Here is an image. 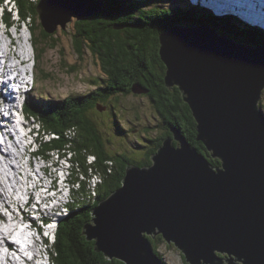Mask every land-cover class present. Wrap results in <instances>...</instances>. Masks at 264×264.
<instances>
[{
	"label": "water",
	"instance_id": "obj_1",
	"mask_svg": "<svg viewBox=\"0 0 264 264\" xmlns=\"http://www.w3.org/2000/svg\"><path fill=\"white\" fill-rule=\"evenodd\" d=\"M56 2L35 9L48 35L101 11ZM158 54L166 88H178L196 140L220 165L171 128L150 165H126L120 188L92 209L82 234L124 264H162L149 240L156 236L188 264H264V48L203 24L161 34ZM131 92L148 93L140 85Z\"/></svg>",
	"mask_w": 264,
	"mask_h": 264
},
{
	"label": "trees",
	"instance_id": "obj_2",
	"mask_svg": "<svg viewBox=\"0 0 264 264\" xmlns=\"http://www.w3.org/2000/svg\"><path fill=\"white\" fill-rule=\"evenodd\" d=\"M102 1L104 4L100 12L74 22L71 40L78 57L84 49H87L98 61L101 71L106 76L105 85L99 87L93 83L96 90L90 94L70 97L62 103L47 105L48 112L43 109L46 106L36 109L28 102L23 107L26 115L35 116L40 121L44 131L57 134L56 139L40 141V153L46 155L57 150L61 155L64 154L72 170L69 182L72 187V198L76 199V203L74 202V206L71 207L69 215L59 221L57 230L53 234L54 241L48 244L53 264H124L118 260H109L102 253L95 252V241H87L82 234L84 225L91 222L92 209L121 186L125 164L130 161L124 153L116 155L106 153L105 144L108 141H105L95 123L88 117L90 110L94 109L97 102H104L116 95L128 96L131 94L133 85H141L148 90L146 97L149 98L154 111L161 119L160 122L166 125L165 129L168 132L160 139L159 135L149 142L144 141L151 148L147 152L148 158L157 151L163 140L170 136V128H176L193 148L208 159L212 166L220 165L218 160L211 158L203 144L196 140V123L188 106L183 102L178 88L168 89L164 84L165 67L159 58L158 49L159 36L169 28L166 25L170 22L171 26L196 27L203 23L211 25L212 22L218 23L221 20L227 22L230 27L223 33L226 37L233 39L236 43H243L242 37H246L249 41L246 40L248 43H244L253 47L257 45L264 47V42L259 41L260 39L264 41V32L261 30L249 27L233 17H215L203 8L188 5L187 8H180L177 13L160 15L164 9L151 7L150 2L162 0ZM16 5L21 18L24 19L30 14L34 17V21L37 19L36 3L30 0H16ZM4 20L8 25L13 24L9 14H6ZM33 24L32 35L37 27H40L39 24L34 22ZM40 36L38 41L41 44L50 38V35L43 30L40 31ZM251 39H256V43ZM32 42L36 58L39 60L43 52L37 50V40L34 35ZM51 47L55 45L52 44ZM259 105L261 106V103ZM115 115L114 117H117ZM115 127L121 132L119 135L124 134L119 122ZM69 136L73 137L69 138ZM86 155L95 157L87 162ZM143 164L148 166L151 163L148 161ZM79 172L88 180L94 175L88 189L89 197L92 198L96 196V188H98V196L94 204H83L87 185H84L81 178L79 182L82 190L73 191ZM97 176L100 177V181L93 183V179ZM50 238L51 235H46L45 242L48 243ZM149 239L154 252L159 255L158 248L163 243L162 238L157 236L155 239ZM162 264L166 263L162 260Z\"/></svg>",
	"mask_w": 264,
	"mask_h": 264
},
{
	"label": "rangeland",
	"instance_id": "obj_3",
	"mask_svg": "<svg viewBox=\"0 0 264 264\" xmlns=\"http://www.w3.org/2000/svg\"><path fill=\"white\" fill-rule=\"evenodd\" d=\"M53 1L54 4H56L57 3L56 1H58L60 4H64L68 7H71L72 9L74 8L84 9L86 7L92 9V8H98L102 4L101 2L102 0H56V1L53 0ZM150 4L151 7L164 9V11L160 12V15H164L165 13L166 14L177 13L179 12L180 8H187V4H185L182 0H162L160 2L151 1ZM157 4L158 6H156ZM73 23L74 21L68 23L66 25L65 30H60L61 27H58L57 31L54 34H52L50 38H47L43 44L39 43L38 41L41 38L38 27L36 32L34 33V37L37 40V50L43 52V54L40 55L39 60L36 58V52L34 54L36 59L35 60L36 66H34L36 81L33 92L31 93V95L28 96L30 101L29 103H33L30 105L36 107V109H42L41 107L46 106L43 109L46 112H48L49 109L47 105H51L54 103L55 104L62 103L64 100L70 97L90 94L91 92L96 90V87L93 83H95L99 87H103L106 83V76L101 71L98 61L91 55L89 50L84 49L80 57H78V55L74 51L71 40V35L73 34ZM169 23L168 25H166V27L167 26L169 27L168 29H166L167 30L166 32H168L170 29L174 27L171 26V24ZM179 23L183 24V22H179ZM210 27L216 30L220 36L223 35V33H225L224 31H228L230 29L228 23L222 22L221 20L218 23L212 22ZM7 32H3V28L0 30V34H3L2 37L4 39L9 38L7 34H10V32L16 37V38L11 37V40L15 39L14 44H12L11 46L12 53L21 51L24 54V50L26 47L23 41L26 40L21 38L20 36L15 35L12 32V30H10V32L8 33ZM20 38L23 40L22 42ZM242 40L249 41L246 37H242ZM251 40L255 41L254 43H256V39H251ZM260 42L263 43L264 41L260 40ZM52 44H54L55 47L52 48L51 47ZM9 46L10 45H8L7 48H9ZM26 69L28 68L26 67ZM260 103L262 110L264 112V92L262 94ZM98 107H105L106 111L99 112ZM114 114H116L117 117H114ZM88 117L93 123H95V125L97 126L98 130L101 132L105 141L106 142L108 141V143L106 144L108 147L109 145L111 146L115 145L116 147L120 148L121 152L127 155L128 158L132 160L140 161L141 163H145V159L147 158V156L145 155L147 154L148 151H150V146L149 145L146 146V144H143V142L145 141L143 140L144 137L150 140L156 139L159 136V134H161V128H163L162 123L160 122V118L153 110L149 98L136 97L134 96V94H130L128 96L116 95L114 97L106 99L104 102H97L94 109L92 108V110H90ZM117 122H119L120 126L123 129L122 131V133H124L123 135H119V133L121 132L116 130L115 126ZM137 138L142 139L143 142L138 140L136 141ZM26 139L28 141L27 140L24 141L25 143L23 145H26V148L28 150L26 151V149H23V147H20L19 149L17 148V150L21 151L23 158H24L23 152L30 153V151H32L31 142L33 138L26 136ZM138 145L142 146V148H140ZM126 146L128 147L129 150L126 148ZM52 160H57L56 156H53ZM52 160L48 163L51 166H53ZM24 161L26 162L25 158ZM29 164H33V163L26 162L28 173L29 171L32 172V169L31 167H29ZM61 164L68 166L66 163L63 162H61ZM33 166L35 167V169L37 170L39 169L38 170L39 174L43 176L42 180L44 182L43 181L40 182L38 177L37 176L35 177L34 172H33L34 176L29 174V176H31L30 178L33 177L32 178L33 180L30 179L28 185H26L25 187L20 185V183L15 186V183L13 181L12 184L15 186V191L12 196L13 200H19V197H21V195H19V192H21L26 187L30 186L33 182H35V184H38L37 190L35 192L31 191V193L33 194L32 197H34V199H35V195H37L39 196V199H41L42 201L41 203H44L48 199H50V197H52L51 195H46V192L50 190V185L48 184L49 179L50 178L56 179L58 177V174L54 175V171L46 166L45 167L42 166L41 163L38 161V159H36V164H33ZM0 169L6 170V167L5 166L4 168L0 167ZM64 172H65L64 174L67 175L69 174L70 171L67 170ZM3 173L4 172L2 171V175ZM14 176H17V174L14 173L13 177ZM5 179H9V178L6 177ZM82 179H84V177ZM97 180L100 181V177H96L94 183L97 182ZM58 183L59 186L61 187L63 186L60 182ZM93 186L94 185H92V187ZM61 194L62 193L59 192L58 195ZM42 198H47V199L43 201ZM15 203L16 202H14V204ZM13 212L15 213L14 208H13ZM15 215L17 216L16 213ZM40 215L42 217L44 216V214H40ZM17 219H19L18 216ZM7 223L9 224V222ZM9 225L11 226V223ZM41 250H44V247H41ZM33 251L34 253L37 254V252L34 250V247H33ZM42 253L44 254V252ZM159 253L162 255L163 259L168 264H187L182 259L181 257L182 254L172 245H166V244L161 245L159 247Z\"/></svg>",
	"mask_w": 264,
	"mask_h": 264
},
{
	"label": "clouds",
	"instance_id": "obj_4",
	"mask_svg": "<svg viewBox=\"0 0 264 264\" xmlns=\"http://www.w3.org/2000/svg\"><path fill=\"white\" fill-rule=\"evenodd\" d=\"M30 1H32L33 3H36L37 4L36 7L38 6L40 2H45V0H30ZM142 1L148 2L150 0H142ZM182 1L185 4H187V6L191 5V6H195L198 8H203L205 10H208L215 17L221 18V17L227 16L225 15V13L223 14V12L219 11V9H222L221 8L222 6H220L221 4L220 0H200V1L182 0ZM101 2H102L101 4V8H102V5L104 4V2L103 1ZM249 2L252 4V6H254V7H249V10H253L252 8H254L257 11L256 6L250 0ZM224 4L226 7L228 6L227 3H224ZM92 9H96V8H92ZM6 14H9L11 16V20L13 24L8 25L5 22L4 18ZM228 17H230V15H228ZM235 18L242 22V20L239 17L238 18L235 17ZM38 19H39L38 14H37V19L35 21H34V17L30 14H28L24 19L21 18L19 15L17 5H16V0H1L0 1V28H4L8 30L9 32L10 30H12V32L15 35L20 36L21 38L26 40V41H23L21 39L26 48L24 50V55L21 58L20 67L25 66L28 68L27 73L25 75V78H26L25 83L23 85L18 86L16 83L17 73L10 72L7 78L1 77V73H2L1 65H3V62L5 63L6 60L0 57V111H6L7 116L8 115L11 116V122H12L11 125L6 126L9 128V130L6 129V131H3V132L0 131V161H3L4 156L9 152L11 148L10 142L12 140H15L18 136H21L22 132L26 131L30 134V137L33 138L31 142L32 151H30V153L23 152L26 162L28 163L32 162L33 164H36V159H38V161L41 163L42 166L44 167L46 166L50 168L51 170H53L54 175L58 174V177L56 179H53V178L49 179L48 184L50 185V190L46 192V195H51L52 197H50V199L47 200V203L42 204L37 195H35V199H34V197L27 194L28 192L25 189L19 192V195H22L23 197H20L19 200H17L16 203L14 204L15 213L17 214L19 218L17 221H12L13 215L15 213L10 212L9 209H6L4 207V204L1 203L0 201V211L3 214V217L0 218V223L3 222V219H6L9 223H11L13 227V228H10L9 226H7L5 235L3 237L0 236V262H3L4 264L5 263L7 264H36V263L53 264L50 258V255H49L48 244L50 245L54 241L53 234L57 230L59 221L62 218L67 217L69 215L71 207L74 206L73 205L74 202L76 203V199L73 200L72 198V193H71L72 187L69 182V179L71 177L70 172H72V170L64 154L61 155L59 152H57V150L51 151L49 154H46V155L40 153L41 152L40 141L41 140L43 141L52 140L54 138L56 139L57 134L53 132L44 131L40 121L35 116L26 115L23 110V107L26 104V102L28 103L30 102L28 96L33 91V87L36 81L35 73H34V69H35L34 66H36V63H35L36 59L34 55L35 54L34 45L32 42L34 34L32 35L31 26L34 25L33 24L34 22L35 24L40 25V27H38L39 32L43 30L40 19H39L40 23L38 22ZM73 21L75 22L76 20L73 19ZM242 23L249 27H252L249 25V22L247 23L242 22ZM206 25L210 26L208 24ZM186 27H191V26H186ZM252 28H255V27H252ZM43 32L45 33L44 30ZM73 32H74V29H73ZM10 35L15 37L11 32H10ZM27 39L31 41L32 46L30 45ZM10 43H11L10 38H5L3 40H0V49L2 50L7 49V46L10 45ZM5 87H7V90L5 89ZM131 94L133 93L131 92ZM4 96L6 97V100H9L10 102V105H11L10 109H8L3 103ZM29 104H33V103H29ZM259 104H260V101H259ZM98 108H101V109L104 108L101 112L106 111L105 107H98ZM259 108L262 110V107L260 105H259ZM2 117H3V120H1ZM5 120H6V116L2 115L0 118V129L3 128L2 124H4ZM29 122L31 124H29ZM171 136L172 135L170 133V136L168 137H171ZM177 145L178 144L176 143L175 146ZM53 156H56L57 160H52ZM94 157L95 156H92V155H86V161L90 162L92 161V158L94 159ZM150 157L151 156L149 155V158H148L149 161H150ZM51 160H52L53 166L48 164ZM61 162L66 163L68 166L61 164ZM7 163L8 165H5L6 170L0 169V176H2L4 179L8 177L9 179L12 180L14 172L8 169V167L13 169L14 168L13 165H15V162L12 161V163L10 164V161H8ZM127 164H133V163H130V161H128V163L125 164V167ZM110 165L111 166L113 165L112 162L110 163ZM141 166H144V164ZM67 170H69L70 172L69 174L65 175L64 171H67ZM2 171L4 172L3 175H2ZM29 174L34 176L31 171H29ZM93 176L94 175H92L91 178ZM83 177L84 179H82ZM17 178H19V175H17ZM80 178L83 180L84 185H87V194H84L83 204H90V205L94 204L98 196V188H96V196L90 198L89 197L90 195L88 192V185H89L91 178L90 180H88L85 176H83L81 172L78 173V181L73 185V191L80 192L82 190V186L79 182ZM58 182H60L63 186L62 187L59 186ZM54 184H57L58 186ZM59 192H61L62 194L58 195ZM69 205L71 206L69 207ZM40 210H46L45 215L43 217H41L39 213ZM46 235H51V238L49 239L48 243L45 242ZM162 241H163L162 245L163 244L171 245V244H167L163 239ZM36 245L38 246V248L44 247V250H43L44 257L42 260L34 259L33 247H35ZM158 253H159V248H158ZM159 255L161 256V259H160L161 262L163 260L166 263L162 255L160 253ZM181 257H183L182 259L185 261L184 256L182 255Z\"/></svg>",
	"mask_w": 264,
	"mask_h": 264
},
{
	"label": "bare ground",
	"instance_id": "obj_5",
	"mask_svg": "<svg viewBox=\"0 0 264 264\" xmlns=\"http://www.w3.org/2000/svg\"><path fill=\"white\" fill-rule=\"evenodd\" d=\"M197 1H200V0H197ZM40 3H42V2H40ZM219 11L222 12L223 9H219ZM257 17H258L257 18L258 24L264 23V16H263V18L262 17L260 18L259 16H257ZM1 29L2 28H0V30ZM5 30L6 29L3 28V32H7V30L6 31ZM261 31L264 32V30H261ZM2 35L3 34H0V40H3L4 39L2 37ZM7 35L9 36L11 43H10L9 48H7L8 51L6 49L5 50L0 49V57H2L3 59L6 60V62L5 63L3 62V65H1V68H2L1 77L7 78L9 76L10 72H15V73H17V75H16V83H17L18 86H20V85H23L25 83V79H26L25 78V75L27 73V69H26L25 66L24 67H20L21 58H22V56L24 54L21 51L12 53L11 46H12V44H14L15 39L14 40H11V37H13V36H11L10 34H7ZM27 40L29 41L30 45L32 46L31 41L29 39H27ZM21 42H22V40H21ZM250 47H252V46H250ZM260 47H263V46L257 45V47H252V48L253 49H257V48H260ZM21 54H22V56H21ZM5 89L7 90V87H5ZM33 89H34V87H33ZM31 93L29 95H31ZM3 103L5 104V106L8 109H10V107H11L10 102H9V100H6V97L5 96L3 98ZM6 113H7L6 111H0V118H1L2 115H5L6 116L5 122H4V124H2L3 125V128L0 129L1 132L6 131V129L9 130V128L6 127V126L11 125V123H12L11 122V116L10 115L7 116ZM1 120H3V117H2ZM29 124H31V123L29 122ZM26 136H29L30 137V134L28 132L24 131V132H22L21 136H18L15 140H12L10 142L11 148H10L9 152L4 156L3 161H0V167L1 168H4L5 165H8V163H7L8 161H10V164L12 163V161H14L15 162V165H13L14 168L13 169L10 168V167H8V168L11 169L15 174L19 175V178H20L19 179V178H17V176H14L12 178V180H10V179H4L2 176H0V201H1V203L4 204V207L6 209H9L10 210V212H13L14 202L17 201V200H13L12 199L13 193L15 191V186L20 183V185H22V186L25 187L26 185H28L29 180L33 178V177L30 178L31 176H29V173L27 172L26 162L24 161V158L25 157L23 158V155L21 154V151L17 150V148L19 149L20 147H23V149H26V151L28 150L26 148V145H23L25 143L24 141L27 140L26 139ZM29 167H31L32 173L34 172L35 177L37 176L38 179H39V181L42 182L43 181L42 180L43 176L41 174H39V171L37 169H35V167L33 166V164H29ZM42 170H44V169H42ZM45 173H47V172H45ZM35 180H36V178H35ZM13 181L15 183V186L12 184ZM94 181H95V178L93 179V183H94ZM37 188H38V184H35V182H33L30 186L26 187L25 189L28 192L27 194L33 196V194L31 193L30 190H32V192H35L37 190ZM16 189H17V187H16ZM21 197H23V196L21 195ZM42 199L44 201L47 198H42ZM39 200H40V202H42L41 199H39ZM44 203H47V201L44 202ZM44 203H42V204H44ZM45 212H46V210H40L39 211L40 214H44V215H45ZM1 217H3V214L0 211V218ZM17 220H18L17 219V216L14 214L13 215V218H12V221H17ZM7 222L8 221L6 219H3V222L0 223V236H2V237L6 233V227L7 226H9L10 228H13L12 225L10 226L9 225L10 223L8 224ZM34 250L37 252V254L36 253H33L34 259H36V260H42L43 257H44V254L42 253L43 250H41V248H38L37 245L34 247ZM158 257L160 258L159 255H158ZM2 263L0 262V264H2ZM5 264H7V263H5ZM36 264H38V263H36Z\"/></svg>",
	"mask_w": 264,
	"mask_h": 264
},
{
	"label": "flooded vegetation",
	"instance_id": "obj_6",
	"mask_svg": "<svg viewBox=\"0 0 264 264\" xmlns=\"http://www.w3.org/2000/svg\"><path fill=\"white\" fill-rule=\"evenodd\" d=\"M134 95H136V97H146V96H148V93L147 94H134ZM151 103V102H150ZM154 110V109H153ZM113 120V119H112ZM162 126H163V128H164V130L161 128V134H159L160 135V137H159V139L160 138H162L163 137V134L164 135H166L168 132L166 131V129H165V124L164 123H162ZM162 132H164V133H162ZM158 139V140H159ZM142 141L143 142V140H145V141H150V139H147L146 137H144V139L142 140V139H136V141ZM135 141V142H136ZM106 143V142H105ZM104 143V144H105ZM107 144V143H106ZM105 144V151H106V153L108 154V155H116V154H121L122 152H121V149L120 148H118V147H116L115 145L114 146H111V145H109V147L107 146ZM143 144H146V143H144L143 142ZM174 144L176 145V143L174 142ZM148 144H146V146H147ZM140 148H142V146H140V145H138ZM145 146V147H146ZM126 148L128 149V147L126 146ZM151 149V148H150ZM129 150V149H128ZM145 156H147V158L145 159V163H147L148 161H149V159H148V153L145 155ZM130 163H133V165L135 164V165H138V166H141V165H143V163H141L140 161H133L132 159H130Z\"/></svg>",
	"mask_w": 264,
	"mask_h": 264
},
{
	"label": "built area",
	"instance_id": "obj_7",
	"mask_svg": "<svg viewBox=\"0 0 264 264\" xmlns=\"http://www.w3.org/2000/svg\"><path fill=\"white\" fill-rule=\"evenodd\" d=\"M71 137H73V136H69V138H71ZM90 188V182H89V185H88V189Z\"/></svg>",
	"mask_w": 264,
	"mask_h": 264
}]
</instances>
